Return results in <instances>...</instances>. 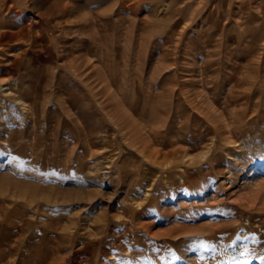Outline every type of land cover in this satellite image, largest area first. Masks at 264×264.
I'll return each mask as SVG.
<instances>
[{
    "label": "rangeland",
    "instance_id": "1",
    "mask_svg": "<svg viewBox=\"0 0 264 264\" xmlns=\"http://www.w3.org/2000/svg\"><path fill=\"white\" fill-rule=\"evenodd\" d=\"M0 264H264V0H0Z\"/></svg>",
    "mask_w": 264,
    "mask_h": 264
}]
</instances>
